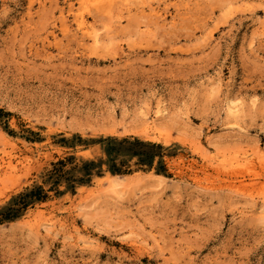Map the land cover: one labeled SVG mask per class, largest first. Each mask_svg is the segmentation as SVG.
Returning a JSON list of instances; mask_svg holds the SVG:
<instances>
[{
	"label": "rangeland",
	"instance_id": "obj_1",
	"mask_svg": "<svg viewBox=\"0 0 264 264\" xmlns=\"http://www.w3.org/2000/svg\"><path fill=\"white\" fill-rule=\"evenodd\" d=\"M114 1L0 0V264H264V0Z\"/></svg>",
	"mask_w": 264,
	"mask_h": 264
},
{
	"label": "bare ground",
	"instance_id": "obj_2",
	"mask_svg": "<svg viewBox=\"0 0 264 264\" xmlns=\"http://www.w3.org/2000/svg\"><path fill=\"white\" fill-rule=\"evenodd\" d=\"M112 1H113V0H109V3L112 2ZM115 1H116V0H115ZM115 1H114V2H115ZM119 1H120V0H119ZM119 1H118V2H119ZM129 1H131V0H129ZM115 3H117V1H116ZM106 4H108V3H106ZM122 4H123V3H122ZM124 4L127 5V2L124 3ZM124 4H123V6H124ZM126 5H125V6H126ZM106 6H107V5H106ZM127 6H128V5H127ZM127 6H126V7H127ZM127 9H128V8H127ZM128 10H130V9H128ZM78 27H79V29H80L81 31L84 30V32H85V30H86V21H85V19L80 18V20H79V24H78ZM64 30H68V28L65 27ZM88 31H89V30H88ZM92 34H94V33H92ZM90 35H91V34H89V37H90ZM95 35H96V34H95ZM95 35H94V36L91 35V38H90V39H92V40L94 41V43H98V42H99V38H98L97 36H95ZM160 110H161V109H160ZM158 112H159V111H158ZM159 113H160V112H159ZM2 161L4 162V160H2ZM4 163H5V162H4ZM4 163H3V164H4ZM9 164H10V162H9L7 165L9 166ZM5 165H6V164H5ZM1 166H2V165L0 164V172L2 171L1 169L3 168V166H2V168H1ZM10 166L12 167V165H10ZM10 166H9V167H10ZM6 167H7V166H6ZM11 167H10V168H11ZM4 168H5V167H4ZM7 168H8V167H7ZM8 169H9V168H8ZM246 170H247V169H246ZM250 171H251V169H250ZM241 173H242V172H241ZM244 173H245V172H244ZM247 173H248V171H247ZM250 173H251V172H250ZM250 173H249V174H250ZM235 174H236V172H235ZM252 174H253V173H252ZM237 175H238V174H237ZM256 175H257V174H255V176H256ZM152 176H154V175L152 174ZM0 177H1V175H0ZM148 177H149V176H146V177H144V178H142V179H145V178H148ZM151 178H152V177H151ZM245 182H246V181H245ZM245 182H244V183H245ZM113 191H115L116 194H119L118 192H116L117 190H113ZM118 191H119V190H118ZM121 191H124V190L122 189ZM119 196H120V195H119Z\"/></svg>",
	"mask_w": 264,
	"mask_h": 264
}]
</instances>
